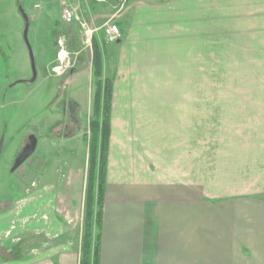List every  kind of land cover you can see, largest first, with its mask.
<instances>
[{"label":"crops","instance_id":"crops-1","mask_svg":"<svg viewBox=\"0 0 264 264\" xmlns=\"http://www.w3.org/2000/svg\"><path fill=\"white\" fill-rule=\"evenodd\" d=\"M118 24L100 264H264V0H129Z\"/></svg>","mask_w":264,"mask_h":264},{"label":"rangeland","instance_id":"rangeland-1","mask_svg":"<svg viewBox=\"0 0 264 264\" xmlns=\"http://www.w3.org/2000/svg\"><path fill=\"white\" fill-rule=\"evenodd\" d=\"M61 1L0 0V264H79L81 257L95 87L92 54L80 28L62 21ZM20 6L30 20L36 60L31 84ZM85 11L99 26L113 5ZM98 37L105 43L101 31ZM62 38L79 56L65 76H57L52 66ZM105 64L104 75L111 78L108 56ZM190 93L187 87L181 96ZM213 93L209 87V99ZM214 109L209 102L208 113ZM32 135L38 140L34 155L12 172Z\"/></svg>","mask_w":264,"mask_h":264},{"label":"trees","instance_id":"trees-1","mask_svg":"<svg viewBox=\"0 0 264 264\" xmlns=\"http://www.w3.org/2000/svg\"><path fill=\"white\" fill-rule=\"evenodd\" d=\"M99 5L96 2H90L89 11H95ZM68 49L70 50V47ZM106 53L105 43L96 37L92 56L95 87L94 118L90 121V135L86 136L89 140V169L79 264H100L101 259L103 207L107 182L113 95L112 79L104 75Z\"/></svg>","mask_w":264,"mask_h":264},{"label":"built area","instance_id":"built-area-1","mask_svg":"<svg viewBox=\"0 0 264 264\" xmlns=\"http://www.w3.org/2000/svg\"><path fill=\"white\" fill-rule=\"evenodd\" d=\"M109 0H83L84 3L71 4L68 1H61L62 7V21L66 24H76L82 33L83 43L85 49H88L93 56L94 40L102 32L105 43L115 44L122 38V32L118 24V20L125 14L129 0H112L113 13L102 24L97 26L94 19H87L85 15V7L89 9L90 2L98 4H108ZM85 5V7H83ZM59 52L55 64L52 66V72L57 76H64L70 69H72L77 61L79 52L72 53L66 44L65 39L58 41ZM74 56V58L72 57Z\"/></svg>","mask_w":264,"mask_h":264},{"label":"water","instance_id":"water-1","mask_svg":"<svg viewBox=\"0 0 264 264\" xmlns=\"http://www.w3.org/2000/svg\"><path fill=\"white\" fill-rule=\"evenodd\" d=\"M20 14L24 20V32L23 38L28 49L30 62H31V69H32V78L29 80V83H34L37 79V68H36V60L35 55L33 52V47L29 39V29H30V20L26 13V11L20 6L19 7ZM37 138L35 136L30 137V143L23 149L21 154L16 158L13 167L11 169L12 172L17 170L20 166H22L28 158H30L36 151L37 148ZM1 151V148H0Z\"/></svg>","mask_w":264,"mask_h":264},{"label":"flooded vegetation","instance_id":"flooded-vegetation-1","mask_svg":"<svg viewBox=\"0 0 264 264\" xmlns=\"http://www.w3.org/2000/svg\"><path fill=\"white\" fill-rule=\"evenodd\" d=\"M30 137H31V136H30ZM30 137H29V143H30ZM29 143H27V144L25 145V147H26ZM25 147H24V148H25ZM24 148H23V149H24ZM23 149H22V151H23ZM20 154H21V153H20ZM33 155H34V154H33ZM33 155H32V156H33ZM32 156H31V157H32ZM31 157H30V158H31ZM30 158H28L27 160H29ZM15 160H16V159H15ZM15 160H14V162H15ZM27 160H26V161H27ZM13 164H14V163H13ZM20 167H21V166H20Z\"/></svg>","mask_w":264,"mask_h":264}]
</instances>
